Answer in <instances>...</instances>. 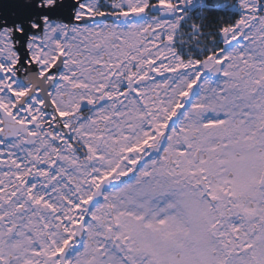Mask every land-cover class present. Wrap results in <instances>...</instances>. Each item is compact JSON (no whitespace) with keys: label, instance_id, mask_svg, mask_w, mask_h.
<instances>
[{"label":"snow or ice","instance_id":"obj_1","mask_svg":"<svg viewBox=\"0 0 264 264\" xmlns=\"http://www.w3.org/2000/svg\"><path fill=\"white\" fill-rule=\"evenodd\" d=\"M0 264H264V0H0Z\"/></svg>","mask_w":264,"mask_h":264}]
</instances>
